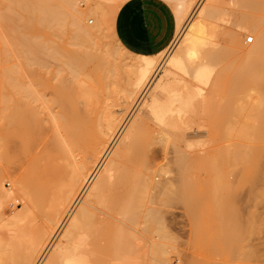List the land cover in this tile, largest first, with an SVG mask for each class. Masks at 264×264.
<instances>
[{"label": "rangeland", "instance_id": "rangeland-1", "mask_svg": "<svg viewBox=\"0 0 264 264\" xmlns=\"http://www.w3.org/2000/svg\"><path fill=\"white\" fill-rule=\"evenodd\" d=\"M56 1L58 6L63 4L61 0ZM73 1L78 3L84 0ZM86 1L93 6L100 4V1L108 3L103 7L106 10L111 6L109 3L117 0ZM193 2L182 24L187 20L188 23H195L203 19V43L195 48V55L186 61L189 75L182 77L170 73L168 78L169 83L181 87L179 93L185 97L195 94L196 101L183 111L184 114H180L183 115L178 120L176 117L179 115L175 113V117L169 110L171 96L161 94L157 82L152 85V93H158L157 102L162 103L159 112L165 116V123L159 126L151 120H143L131 134L125 161L135 167L131 169L132 173L130 169L123 168L125 174L128 171L130 174L129 186L127 174L124 181L129 189L123 187L126 185L121 180L125 174H120V179L116 173V182L126 190L120 189L116 182L114 184L118 190L114 186L110 190L108 186L104 188V191H108L100 195L95 206L108 216L104 213L101 216L103 221H93L96 226L91 225V229L89 225L93 223L87 224L88 234L84 233L90 238H87L88 242L96 252L91 263L144 264L150 260L151 264H264V0ZM8 4V0H0V58L3 55L7 57L6 62L0 59V72L5 65L19 62L18 47L11 36L21 28L19 20L17 22L18 14L13 12V5L10 7ZM86 5L77 4L79 12H85ZM88 15L81 13V25L96 27V18ZM89 18L92 24L87 22ZM70 31L76 32V29L72 26ZM71 39L69 44L70 41L75 42V39ZM93 42L102 48L106 46L105 49L113 47L107 31H99ZM69 48L85 50L86 45H70ZM181 54L180 46L172 55ZM161 60L159 57L158 63ZM47 62L51 73L55 72L58 63L51 62V59ZM203 65L211 68L209 70L212 73L209 82L199 85L200 88L193 75ZM109 71L100 77L102 85L98 84V90H95L100 97L110 101L115 92L120 91L123 72L118 67L110 68ZM51 73L45 77L51 78L54 84L57 80L54 77L52 79ZM86 78L85 73H82L74 82L77 79L84 85ZM93 81L96 82L95 79ZM99 86H104L103 92ZM219 86L221 92L217 93L216 88ZM46 88L38 90L41 97L35 94L39 98L44 95V99L54 100L57 93ZM117 93L115 95L119 96ZM116 96L118 102L119 97ZM81 100L78 103L84 104ZM83 104H80L81 107ZM172 105L178 106V103ZM121 115L128 117L129 111ZM168 116L174 118L169 117L168 120ZM1 132L0 144L4 137ZM190 132L200 133L199 138L185 141V136ZM181 152H184L182 156ZM15 154L13 151L9 155L0 151V264H24L42 232L50 227L57 199L54 194L60 189L42 175L40 157L32 159V155L27 158L26 155L17 157ZM165 154L166 162L163 158ZM141 162H150L153 168L159 169L158 178L166 180V183L173 182L174 189L168 194L159 195L156 190L146 189L144 183L135 186L137 180L141 182L136 178L137 175L134 176L135 168L144 171L148 165ZM130 182L136 187L135 192L132 186L133 190L130 189ZM53 185H56L55 189ZM22 187H28L31 202H25L23 192L19 191ZM122 192L131 197H127L129 202L133 200L135 206L131 203L134 207L132 216L135 219H130L135 222L128 221L130 213L125 216L127 221L123 218V211L129 209L131 212L132 207H129V202L124 207L123 202H119L126 197L121 196ZM114 198L115 204L121 203L119 210L122 217L120 215L119 218L123 222L119 235H115L116 240L112 237L110 225V218L114 216V206L110 205H114ZM65 225H62L59 234ZM164 233L168 239L162 252L159 244Z\"/></svg>", "mask_w": 264, "mask_h": 264}, {"label": "bare ground", "instance_id": "bare-ground-1", "mask_svg": "<svg viewBox=\"0 0 264 264\" xmlns=\"http://www.w3.org/2000/svg\"><path fill=\"white\" fill-rule=\"evenodd\" d=\"M85 1L75 3L73 0H61L63 4L58 6L56 0H8V5L10 7L13 5V12L18 14L17 22L19 20L21 29L18 32L14 31V34L11 31L13 34L11 37L18 47L16 51L19 62L13 65H5L6 67L0 72V131H3L1 134L4 133L0 151L2 154L8 155L13 151L17 157L20 155H26L27 158L32 155V159L40 157L42 175L48 182H53L60 187L59 191L57 190L58 193L54 194L57 199L50 227L42 232L24 264H94L91 262L94 261L96 252L88 242L90 238L86 236L88 234L86 228L87 224L89 225L93 221H103L101 216L105 212L103 213L96 208L97 200L103 192L108 191H104L107 186L109 190L113 186L114 188L117 187L114 184L118 181L115 179L116 173L119 178L121 177L120 174H125L127 169H130L129 171L132 173L131 169L135 166L133 164L129 166L125 160L128 158L126 155H128L127 149L130 147L129 139L135 131V127L143 123V120H151L159 126L165 123V116L159 112L162 103L157 102L156 95L158 93H152V85L157 82L159 92L171 96L169 100L172 102L169 105V110L172 114L177 113L176 115H179L177 117L175 115L176 118H181L184 114L183 111L193 106L197 98L195 94L188 97L180 94L181 87L169 83L170 79L168 78L170 73H176L182 77L188 76L189 68L186 61L195 55V48L203 43L205 34L203 19L195 23H188L187 20L186 23L182 24L194 3L193 1L177 6L175 9L178 18L177 33L171 44L161 54L153 57L133 55L124 50L118 43L113 30L118 4L109 3L111 6L105 10L103 7L108 3L100 1V4L96 3L93 6L87 1L85 3ZM77 4H87L85 12H79ZM81 13H88V17L94 16L97 22L96 27L82 26L80 23ZM87 22L92 24L93 21L89 18ZM72 26L76 32H74L75 30L70 31ZM99 31H103V33L107 31L112 41V49H105L106 46L104 48L96 46L93 42ZM100 35L103 36V34ZM71 37L75 39V42L70 41L71 44H69V40H72ZM76 44H84L86 49L69 48L70 45L76 46ZM180 46L182 54L173 56L172 54ZM159 57L162 59L160 61L162 64L158 63ZM0 59L2 62L7 61L5 55L1 56ZM48 59L58 63L55 72L52 71L51 73L49 70ZM115 67L123 72V76L121 75L123 79H120L122 82L119 86L120 91L114 89L115 94L119 92L120 95L116 96L111 92L114 94V98L112 97L109 101L99 96L97 88L98 84L102 85L99 82L100 77L106 74L110 68L114 69ZM209 69L203 65L197 68L195 72L193 71L194 75L191 74L198 82V86L206 85L209 82L212 73ZM49 72L52 74H50L52 79L54 77L55 81L57 80L56 83H51L53 80L45 77ZM82 73L87 76L84 85L77 79L74 82V79ZM94 79L96 82L93 81ZM46 87L51 88L48 91L54 90L57 93L55 96L56 93L52 92L55 96L54 100L49 98L46 100L44 95L42 98L37 97L38 90H43ZM100 87L101 92H103L104 86ZM199 87L201 88V86ZM216 89L217 93L221 92L220 86ZM106 90L105 92H107ZM218 90L220 91L218 92ZM107 96L109 97L108 94ZM115 96L116 98L119 97L118 102ZM2 97L4 100H1ZM145 97L151 99L146 100ZM79 99L84 101V104L79 102L83 104L82 107L78 103ZM174 103H178V106L172 105ZM56 109L57 111H55ZM124 111L126 113L129 111L128 117L124 118L125 115H121L124 114ZM181 113L183 114L180 116ZM170 116H168V120ZM172 117L174 118V116ZM130 121L131 124L129 125ZM46 124L49 126L47 125V127ZM48 133L49 136H47ZM199 136L200 133L198 132H190L185 136V141L191 142L192 139L195 140ZM183 153L181 152L180 156ZM166 157L165 154L163 157L165 162ZM162 162L164 161L162 160ZM140 164L148 165H145L144 171H138L139 169L135 168L137 173L134 171V176L137 175L136 178L141 181L137 180L139 183L136 181L135 186L137 184L142 186L144 183L146 189L156 190L159 195L168 194L167 192L174 189L173 182L168 181L166 183V180L161 181L158 178L159 169L153 168L150 162H141ZM128 172L126 173L127 176ZM126 174L124 179H120L123 180V183L127 179L129 186L130 174L128 177ZM138 175L141 177L139 178ZM136 178H134V182ZM119 184L118 187L120 188ZM124 184L126 185V182ZM56 185H53L54 189ZM135 186L131 185L130 182V189L134 192ZM138 186L140 187V185ZM123 187L129 189L127 185ZM114 188L113 191L116 192L118 189L115 188V190ZM19 191L23 192L24 195L22 193L21 195L26 199L25 202H31L28 187H22ZM123 193L125 192L120 193L121 196H126L127 193L125 195ZM127 197L131 198L127 195L126 200H124L125 198L119 200V202H123V207L125 203L129 202ZM115 198L113 201L116 200ZM119 202L115 204L114 201V205L109 204L114 206V216L110 218L114 239L117 238L115 235H119L120 225L123 224L119 218L121 215L119 210L121 203L119 204ZM131 203L133 200L128 203L129 207L134 205ZM133 208L130 209L132 213L128 211L129 209L123 211L126 214L122 213L125 220V216L130 213L131 215L129 218L127 216V219L128 221L132 220L131 222L134 221ZM158 213L161 212L158 211ZM17 216L15 215V217ZM106 216L108 215L106 214ZM65 221L66 223H64ZM131 222L130 224H133ZM63 224L67 225L59 234ZM95 224H90L89 228L96 226ZM91 225L92 227H90ZM57 233L59 235L56 237ZM165 233L161 236V241L159 240L162 243L159 244L161 249L158 248V250L160 249L162 252L166 246L165 241L168 239ZM108 236L110 235L108 234ZM149 261L147 260V263L144 264H151Z\"/></svg>", "mask_w": 264, "mask_h": 264}, {"label": "crops", "instance_id": "crops-1", "mask_svg": "<svg viewBox=\"0 0 264 264\" xmlns=\"http://www.w3.org/2000/svg\"><path fill=\"white\" fill-rule=\"evenodd\" d=\"M193 0H117L113 30L120 46L137 56L161 54L178 27L177 6Z\"/></svg>", "mask_w": 264, "mask_h": 264}]
</instances>
